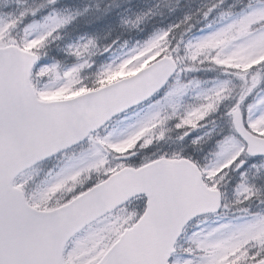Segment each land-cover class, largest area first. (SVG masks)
I'll list each match as a JSON object with an SVG mask.
<instances>
[{
	"label": "snow or ice",
	"instance_id": "snow-or-ice-1",
	"mask_svg": "<svg viewBox=\"0 0 264 264\" xmlns=\"http://www.w3.org/2000/svg\"><path fill=\"white\" fill-rule=\"evenodd\" d=\"M0 264H264V0H0Z\"/></svg>",
	"mask_w": 264,
	"mask_h": 264
}]
</instances>
